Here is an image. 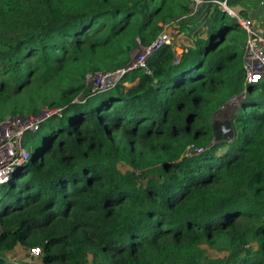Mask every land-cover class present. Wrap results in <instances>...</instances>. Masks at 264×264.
<instances>
[{"label":"trees","instance_id":"16d2710c","mask_svg":"<svg viewBox=\"0 0 264 264\" xmlns=\"http://www.w3.org/2000/svg\"><path fill=\"white\" fill-rule=\"evenodd\" d=\"M192 2L0 0V126L62 110L0 184V264H31L8 258L18 247L39 264H264V87L246 84V31ZM195 19L208 39L176 37L91 93L89 76ZM228 105L235 138L217 141Z\"/></svg>","mask_w":264,"mask_h":264},{"label":"built area","instance_id":"2783aa9c","mask_svg":"<svg viewBox=\"0 0 264 264\" xmlns=\"http://www.w3.org/2000/svg\"><path fill=\"white\" fill-rule=\"evenodd\" d=\"M207 2H213L222 6L224 11L246 31L247 47L244 56L246 84L260 85V82L264 80V20L261 30H257L250 18L243 17L228 6V0H193L191 13L193 14L197 8ZM179 20V18L176 19V22H179ZM176 35L175 31L166 27L158 40L151 47L144 48L142 55L135 63H131L127 69L89 76L87 84L92 87L91 93L115 87L127 71L135 68L147 69V61L153 53L164 46H172ZM53 114L61 115L62 110L58 109L54 112L43 110L42 114L40 113L38 116L30 118L15 116L8 118L0 126V184H5L10 180L16 165H23L28 162L29 154L23 146L25 133L38 130L41 122ZM42 115H48V117ZM201 151L196 150L195 153H200ZM32 256L38 259L41 256V250L33 249Z\"/></svg>","mask_w":264,"mask_h":264},{"label":"rangeland","instance_id":"374dc122","mask_svg":"<svg viewBox=\"0 0 264 264\" xmlns=\"http://www.w3.org/2000/svg\"><path fill=\"white\" fill-rule=\"evenodd\" d=\"M232 20H233V18H232ZM232 20H230V21L232 22ZM205 31H206V28L204 26H202L195 19V20H193V23L190 25V29L187 30L188 33H186V35L184 34L183 36H180V38L177 37L176 43L178 45H182V47L184 46L185 49L192 48L195 45L194 42L198 41L199 39H202V38L208 39V34L205 33ZM177 36H179L178 33H177ZM143 50H144L143 47H139V49L136 50V52L134 53V55L132 57L131 63H135L137 61V59L142 55ZM177 52L181 54L182 48L178 47ZM177 62H179V59L177 60ZM263 87H264V80H262L260 82V85L257 86L256 90L254 91V95L256 96L257 94H259V91H261L260 89H262ZM220 112L221 113H219V115L215 117L216 120H218V121L221 120V117H222L221 115L223 113H225V112L233 113L234 110H233L232 106H229V107H225ZM42 116H45V115H42ZM45 117H48V115H46ZM40 141H41L40 132L35 133L33 131H29V132H26L24 135L23 145L26 148L27 152H29V154L31 155V153H33L34 150L37 147H39ZM227 149H228V147L226 146V144H224V146L219 147V149L217 151V155L218 156L223 155V153L226 152ZM209 255H211L212 257L219 256V254H217L213 251H210ZM7 256L12 262H15V263H18V262H21V263L25 262V263H31V264H33V263L39 264L40 263V260H38L39 258L37 260L35 258H33L32 251H31V253L28 254L22 247H18L13 253H9Z\"/></svg>","mask_w":264,"mask_h":264},{"label":"crops","instance_id":"0c3cea01","mask_svg":"<svg viewBox=\"0 0 264 264\" xmlns=\"http://www.w3.org/2000/svg\"><path fill=\"white\" fill-rule=\"evenodd\" d=\"M235 8L237 13L241 12L250 18L257 30H261L264 20V0H236ZM176 37L179 38L177 35Z\"/></svg>","mask_w":264,"mask_h":264},{"label":"water","instance_id":"95a60500","mask_svg":"<svg viewBox=\"0 0 264 264\" xmlns=\"http://www.w3.org/2000/svg\"><path fill=\"white\" fill-rule=\"evenodd\" d=\"M234 100H237V98H234L231 102H233ZM234 115L235 112L233 113L225 112L221 115L222 117L220 121L216 120V118L213 119L214 130L217 133V137H216L217 141L232 142L234 140L235 132L233 130L232 121H231Z\"/></svg>","mask_w":264,"mask_h":264}]
</instances>
